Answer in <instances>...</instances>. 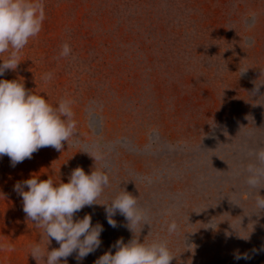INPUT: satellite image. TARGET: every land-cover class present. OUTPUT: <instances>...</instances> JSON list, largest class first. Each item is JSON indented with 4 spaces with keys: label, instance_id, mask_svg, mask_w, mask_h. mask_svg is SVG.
Returning a JSON list of instances; mask_svg holds the SVG:
<instances>
[{
    "label": "rangeland",
    "instance_id": "obj_1",
    "mask_svg": "<svg viewBox=\"0 0 264 264\" xmlns=\"http://www.w3.org/2000/svg\"><path fill=\"white\" fill-rule=\"evenodd\" d=\"M44 4L42 30L0 79L23 81L54 106L71 101L76 136L15 167L0 158V264H43L31 247H59L27 219L14 185L33 175L67 183L78 166L90 173L104 165L110 183L97 203L125 190L149 225L133 234L117 214L113 228L104 205L86 206L76 217L90 214L104 231L79 264L134 237L166 241L171 264H264V251H254L264 247V211L255 206L264 188L245 183L250 153L264 147V0ZM64 43L71 53L61 57ZM96 151L103 161L90 156ZM237 251L250 259L236 261ZM67 264H78L75 253Z\"/></svg>",
    "mask_w": 264,
    "mask_h": 264
},
{
    "label": "clouds",
    "instance_id": "obj_2",
    "mask_svg": "<svg viewBox=\"0 0 264 264\" xmlns=\"http://www.w3.org/2000/svg\"><path fill=\"white\" fill-rule=\"evenodd\" d=\"M45 18L44 0H0V56L7 53L6 58L0 59V76L7 70L17 69L21 63L19 53L31 38L40 33ZM70 53V45L64 43L60 56L66 57ZM51 75L47 73L43 79L49 80ZM259 86L256 85L257 89ZM253 94L256 95L255 92ZM73 116L71 101L62 100L54 106L44 96L29 92L23 81L0 79V158L6 155L11 166L15 167L25 159H31L33 153L41 148L52 147L61 151L63 142L68 144L69 139L76 136ZM250 155L255 162L249 163L245 169V183L259 191L264 188V147L252 151ZM90 156L94 161L104 160L99 151ZM106 168L107 165H104L86 173L78 166L71 172L67 183L57 184L50 178L40 180L33 175L14 185V191L22 197V210L27 219L43 229L49 243L54 239L59 244L51 251L48 247L42 249L39 244L33 245L29 255L37 262L62 264L63 261L67 264V258L75 253L79 264L100 248L103 225H93L90 214L76 217L86 206L104 205L107 223L113 228L117 227L114 219L117 214L124 217L126 227L133 234L137 229L141 233L144 226L149 225L147 210L139 205L137 197L125 190L109 203H97L110 183ZM255 206L259 212L264 211V197L258 195ZM177 228L173 221L168 226V232L174 233ZM238 237L247 240L249 236ZM112 247L116 249L114 254L110 249L96 259L95 264H171L175 257L167 242L160 240L140 242L139 237H134L125 243L123 239H118ZM254 251L259 254L264 247ZM234 259L248 260L250 256L237 251Z\"/></svg>",
    "mask_w": 264,
    "mask_h": 264
}]
</instances>
